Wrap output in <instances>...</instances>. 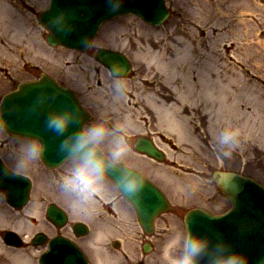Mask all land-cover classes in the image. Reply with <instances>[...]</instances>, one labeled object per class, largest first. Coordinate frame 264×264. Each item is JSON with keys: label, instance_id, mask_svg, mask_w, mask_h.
Segmentation results:
<instances>
[{"label": "rangeland", "instance_id": "rangeland-1", "mask_svg": "<svg viewBox=\"0 0 264 264\" xmlns=\"http://www.w3.org/2000/svg\"><path fill=\"white\" fill-rule=\"evenodd\" d=\"M48 1H26L24 7L19 10L23 11L22 18L26 26L31 29L34 36L36 35V39L34 38L36 52L17 53L18 58L15 62L0 65L2 79L0 98L15 89L18 83L37 79L41 73H45L77 93L82 105L92 115L91 122L100 112L110 109L108 105L103 104L102 99L97 97L95 92L97 88L106 89V93H109V90L107 69L95 62L94 51L97 48H107L123 52L132 64L133 69L126 79L129 89L134 88L136 97L129 98L131 104L128 106L120 104L119 107L121 113L129 108L132 113L137 114L134 117V129L129 135L130 152L122 164L138 168L162 187L172 204L173 211L157 219L155 231L149 238L153 249L149 253H142L141 248L145 238L135 214L107 180L110 195L99 199L100 206H93L95 210L81 212L74 209L52 183L53 177L59 176L69 162L66 161L54 170H47L38 160L25 172L33 181L30 202L20 211L13 210L14 216L10 218L8 226L13 228L21 220L26 225L23 236H31L37 230H43L51 236L53 230L45 218V209L53 202L68 211L71 220L81 218L93 229L105 230V236L100 240L99 245L100 248L102 247L100 256L99 251L95 249L99 247L92 246L90 239L80 240V247L93 264L97 262L99 264H169L164 258V246L169 244L177 232L185 231L182 218L186 210L198 206L213 214H221L230 206L229 201L212 180L211 175L214 170L233 171L250 177L264 186V145L259 147L258 142L253 138V133L252 137L248 134L245 137L244 133H241L243 136H239L240 144L232 157L220 159L214 143L210 144L214 141L206 138L204 130L199 135L200 144L207 147L205 153L207 156L210 154L209 157L202 155L198 147L193 150L194 147L191 145L177 144L174 132L167 129L166 120L160 119L159 112H154L146 100L145 105L143 104V98H147L153 92L157 93L156 90L161 89V94L167 93L165 91L167 84L164 72L149 66L140 53L150 45L152 51L164 52L166 59H173L176 56L175 50L181 51L186 47L187 51H190L188 61L191 64L192 81L193 78H197L196 69L206 68L205 62L209 58L212 65L210 66L213 67L211 74L214 78L224 82L230 81L235 90L243 85L237 90L244 89L249 92L250 96H245L246 101L254 95L264 101V0H165L171 14L163 25L157 27L147 25L134 15L117 17L102 25L91 48L85 53L62 47H50L46 44L43 28L37 22L36 14L48 7ZM19 47L26 48L24 40ZM188 66V62L183 61L177 65L184 71ZM176 82L180 84L179 81ZM252 91L255 94H251ZM109 96L107 95V99ZM132 100H140V102L133 106ZM241 102L240 109L248 114V117L236 123L241 125L244 121L249 125L254 121L256 132L263 134L264 119H261L260 115L252 116L253 106ZM168 103H171V100H167ZM261 110L264 114V105L261 106ZM202 125L206 129L205 119ZM247 125L242 128H246ZM141 135L152 136L165 148L166 159L163 163H153L134 152L133 142ZM161 135L163 139L160 138ZM255 136L260 137L258 134ZM23 141L25 140L8 137L0 129V157L12 169L15 167V149ZM246 144L248 149H243ZM189 150H192L195 157L198 154V160L192 159L189 163L186 162L189 158ZM164 168L169 171L164 173ZM179 180L185 187H182V190L179 187ZM0 200V205L6 204L3 195H0ZM69 228V225L64 227L62 234ZM114 242H118L117 247L113 246ZM23 249H29L33 259L32 264H38V258L45 247L24 246ZM101 254L105 257L119 255L120 263H114L116 261Z\"/></svg>", "mask_w": 264, "mask_h": 264}, {"label": "water", "instance_id": "water-1", "mask_svg": "<svg viewBox=\"0 0 264 264\" xmlns=\"http://www.w3.org/2000/svg\"><path fill=\"white\" fill-rule=\"evenodd\" d=\"M61 11L66 13L73 26L71 31L57 32L49 23L50 18ZM127 13L136 14L145 22L153 25L162 23L169 14L164 0H125L118 13L110 11L105 0H51L50 8L41 13L39 22L49 31L47 37L49 45H62L83 51L87 48L81 45V37L88 36L92 40L103 21ZM95 56L106 67L115 61L126 65V74L130 69L127 58L120 52L99 49ZM53 93L58 94L54 101L44 105L43 109L32 111L38 94ZM63 107L74 109L82 118L81 122L89 120L88 113L71 90L60 86L54 79L42 74L39 80L21 83L17 90L3 97L2 104H0V115L8 121L9 128L5 130L8 134L41 139L46 145L41 161L47 168H54L65 159L58 150L59 139L45 128V115L47 110ZM136 149L157 160L163 157L162 153L146 140H139ZM5 169L0 161V177H2L0 190L4 192L10 205L20 208L28 200L30 181L21 175L13 176L10 171L4 173ZM118 171V169L113 170L112 176L117 175ZM108 178L112 180L111 176ZM213 179L228 199L229 190L235 188L236 184L239 185V195L234 198L235 207H233V201L229 199L232 208L220 219H212L213 215L200 209H193L187 212L185 223L189 224L194 232L211 228L229 237L237 247L247 250L251 257V264H264V187L234 172L215 171ZM146 181L143 191L136 197H124L134 206L144 231L151 233L154 218L169 207L160 190L147 179ZM47 216L58 226L65 221L63 211L53 205L48 207ZM74 228L77 233H85L84 226L77 227L76 225ZM4 240L15 246L21 244L18 237L11 232H6ZM39 263L85 264V261L72 243L57 237L50 241L49 250L41 256Z\"/></svg>", "mask_w": 264, "mask_h": 264}, {"label": "clouds", "instance_id": "clouds-1", "mask_svg": "<svg viewBox=\"0 0 264 264\" xmlns=\"http://www.w3.org/2000/svg\"><path fill=\"white\" fill-rule=\"evenodd\" d=\"M124 2L105 0L113 13H118ZM49 23L57 32H68L73 27L63 11L53 15ZM80 43L84 48L91 46L88 36L81 37ZM126 71V65L120 62L107 66L111 107L100 112L95 120L81 122L82 118L70 107L52 108L45 115L46 130L59 139L58 150L69 162L59 176L53 177L52 183L69 204L81 212H88L97 200L109 193L106 178L110 176L118 192L126 198L136 197L147 183L138 168L122 164L130 152L129 135L134 129L131 116L121 113L119 107L129 91ZM56 95L38 94L32 111L43 109ZM8 128V121L0 115V129ZM239 136V130L230 125L218 127L213 135L218 158L232 157L240 144ZM45 151L46 145L41 139H26L15 149L14 169H5L4 173L22 175L34 162L43 159ZM115 169L119 170L118 174L112 176ZM229 191V199L235 207L234 198L239 195L240 187L236 184ZM220 218L212 216V219ZM164 258L169 264H251L247 250L237 247L229 237L211 228L194 232L187 223L185 231L177 232L165 246Z\"/></svg>", "mask_w": 264, "mask_h": 264}, {"label": "bare ground", "instance_id": "bare-ground-1", "mask_svg": "<svg viewBox=\"0 0 264 264\" xmlns=\"http://www.w3.org/2000/svg\"><path fill=\"white\" fill-rule=\"evenodd\" d=\"M20 1H22L23 3H21ZM26 1L33 2V0H0V65H8L12 62H15L18 58L17 53H23L24 51H32V53L36 52V43L34 42V38L36 39V35L34 36V33H31V29L26 26V23L22 18L23 11H19L22 7H24ZM37 14H39V12ZM43 35L45 34L43 33ZM22 40H24L26 48L19 47L22 46ZM151 47L152 46L149 45L148 47L143 49L140 54L144 62H146L149 66H154L161 72H164L163 75L165 76V83L167 84L165 86V91L167 93L161 94V89L156 90L157 93L153 92L147 98H143V104L145 105L146 100L148 106L152 108L154 112H159L158 117L160 119L162 118L166 120L168 124L167 129L170 132H174V136L178 142L177 144L191 145L192 147H194L193 150L197 149L198 147L199 151H201V154L206 155L205 151L207 147L201 146L199 138V135L202 134V130H204L205 134L207 135L206 138L213 141V135L218 127L227 124L235 129H238L241 136H243V134L241 133H244L245 137L247 134L252 137L253 133L254 140L258 142L259 147H263L264 133L261 134L259 132H256L257 127L254 121L249 125L245 124L244 121H242L241 125L236 123V121L248 117V114H245L240 109V106H242L241 101L253 106V110L251 111L252 116L260 115L261 119H264V114L261 110V106L264 105V101H262V99H260V101L259 98L254 95L246 101L245 96L249 95V92L244 91V89L237 90L243 85H240L239 88L235 90L232 88V84L230 81L224 82L219 81V78H214L212 76L213 74H211L213 67H211L212 65L209 58H207L205 62L206 68L200 67V69H196L197 78H193L192 81L190 73L191 64L188 61V55H190V51H187L186 47L181 51L175 50L176 56L173 59H166L167 56L164 52L152 51ZM93 59L96 60L94 57ZM181 61L188 62L190 67L188 66L185 71L180 70L177 65H179ZM95 62L98 63L97 60ZM100 66L105 68V70L107 69L103 65ZM102 74L104 75V73ZM1 80L2 79L0 78V82ZM176 81H179L180 84H177ZM105 90L106 89L97 88L95 92L97 94V97L102 99L105 106L108 105L107 107H111V96H109L110 93H106ZM133 91L134 88L129 89L125 100L121 103V106H123L124 104L127 106L128 104H131L129 98L133 97L135 99L136 97V93ZM132 93L134 94V96ZM251 94H255V92L252 91ZM107 95L109 96L108 99ZM167 100H171V103L167 104ZM139 102L140 100H132V105H138ZM148 106L145 107L150 110ZM123 114L130 115L134 123V117L137 114L136 112L132 113L131 110L127 108L124 110ZM249 118L251 120H254L252 117ZM204 119L207 123V132L202 125V121H204ZM244 125H247V127L242 128V126ZM262 126H264V123H262ZM256 133L260 137H256ZM212 143L214 142H211L210 144ZM243 149H248V145L246 144V146H243ZM188 152L189 158L186 160L187 163H189L192 159L198 160V154L195 157L192 154V150H189ZM201 154L199 155L202 157ZM209 156L210 154L207 157ZM202 159L204 158L202 157ZM163 171L164 173H167L169 169L164 168ZM171 179L176 182L174 178L171 177ZM179 181V187H181L182 190V187H185L181 183L182 181ZM0 195H2L1 192ZM109 195L110 194L108 193L101 198H106ZM99 204L100 201L98 200L95 203L94 207H98ZM94 207H92L89 211L95 210ZM34 212H36V210H34ZM13 216V208L10 205H2L1 203L0 234L6 228L12 230L14 229L18 233L25 234L23 229H25L26 225L21 220L17 222V224L13 228L8 226V223H10L9 220ZM32 216H34L33 213ZM104 236V229H95L89 242L92 246L99 247L100 240L103 239ZM166 245H168V243ZM26 247H28V245ZM95 249L99 251L100 256L101 249ZM103 256L105 257V255ZM106 257L116 261L114 263H120L121 260L119 255H106ZM106 261L109 260L106 259ZM32 262L33 259L30 255V251L29 249H23V243L19 248L8 246L2 241L0 235V264H32ZM96 264L99 263L97 262Z\"/></svg>", "mask_w": 264, "mask_h": 264}, {"label": "flooded vegetation", "instance_id": "flooded-vegetation-1", "mask_svg": "<svg viewBox=\"0 0 264 264\" xmlns=\"http://www.w3.org/2000/svg\"><path fill=\"white\" fill-rule=\"evenodd\" d=\"M136 141V139L134 140V142ZM134 142H133V144H134ZM99 221H100V219H99ZM72 222H74V220H72L71 221V223ZM87 224H89L88 222H86ZM73 224V223H72ZM71 227H72V225H71ZM69 228V230L68 231H64L65 233V236L67 237V238H70L71 240H73L74 242H76L77 244H79L80 243V240H83V239H87V236H84V237H77L76 236V234H75V232L72 230V228ZM51 229H53L54 228V226H52L51 225V227H50ZM90 228H92V227H90Z\"/></svg>", "mask_w": 264, "mask_h": 264}, {"label": "snow or ice", "instance_id": "snow-or-ice-1", "mask_svg": "<svg viewBox=\"0 0 264 264\" xmlns=\"http://www.w3.org/2000/svg\"><path fill=\"white\" fill-rule=\"evenodd\" d=\"M0 180H2V177H0Z\"/></svg>", "mask_w": 264, "mask_h": 264}]
</instances>
